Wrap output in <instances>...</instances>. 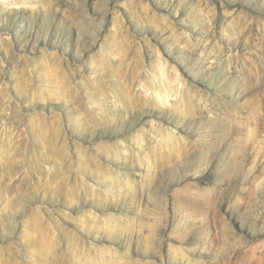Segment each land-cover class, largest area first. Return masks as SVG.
Masks as SVG:
<instances>
[{"label": "rangeland", "instance_id": "rangeland-1", "mask_svg": "<svg viewBox=\"0 0 264 264\" xmlns=\"http://www.w3.org/2000/svg\"><path fill=\"white\" fill-rule=\"evenodd\" d=\"M0 264H264V0H0Z\"/></svg>", "mask_w": 264, "mask_h": 264}]
</instances>
